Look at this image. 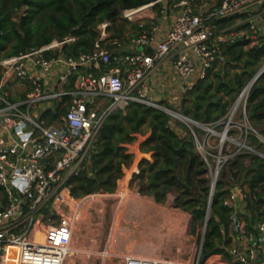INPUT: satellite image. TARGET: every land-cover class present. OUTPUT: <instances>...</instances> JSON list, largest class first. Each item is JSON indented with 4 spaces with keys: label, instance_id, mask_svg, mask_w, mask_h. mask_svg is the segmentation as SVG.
<instances>
[{
    "label": "built area",
    "instance_id": "1",
    "mask_svg": "<svg viewBox=\"0 0 264 264\" xmlns=\"http://www.w3.org/2000/svg\"><path fill=\"white\" fill-rule=\"evenodd\" d=\"M157 5L161 15H174L160 40L158 25L143 21L145 10ZM227 18L233 23L221 26ZM121 19L138 28L127 50L117 49L123 36L112 38L105 29L91 52L66 54L65 46L76 39L69 34L0 56V190L5 195L0 200V264H70L79 253L72 247L80 216L69 180L85 168L109 115L132 102L166 108L170 116L188 123L194 147L207 167L210 189L239 154L264 158L249 140L253 134L264 144L247 119L248 84L226 115L212 123L197 122L162 105L153 98L150 85L154 69L171 60L185 94L224 63L227 45L263 43L264 0H151L123 10ZM101 26L107 28L109 22ZM147 48H152L150 53ZM238 113L240 119H234ZM246 197L247 192L229 187L223 199L231 210L230 226L237 240L227 247L229 264H251L264 253L260 250L264 219L256 223L254 233L240 213V199ZM99 256L103 261L115 258V264H193L134 251L116 254L107 248Z\"/></svg>",
    "mask_w": 264,
    "mask_h": 264
},
{
    "label": "trees",
    "instance_id": "2",
    "mask_svg": "<svg viewBox=\"0 0 264 264\" xmlns=\"http://www.w3.org/2000/svg\"><path fill=\"white\" fill-rule=\"evenodd\" d=\"M150 1L0 0V56L16 55L54 39L61 40L69 34L76 39L65 46L66 54L91 52L100 37L97 26L104 22H109L108 31L113 32L111 37L123 36L124 42L127 26L121 22L122 11ZM24 7L26 15L19 22L13 21L11 16ZM32 19H36L35 24H32ZM232 23L233 18L220 21L221 26ZM146 51L151 52L150 48ZM224 53V63L208 71L203 79L195 82L191 91L182 94L176 101L177 108L185 116L200 123L222 119L236 96L257 74L258 66L264 59V42L255 46H248L243 41L235 42L227 45ZM247 119L264 139V71L249 90ZM140 138L139 149L150 154V158L140 159L132 180H140V192L153 194L157 201H161L166 192L177 191L175 207L191 213V227L194 232L198 231L205 222L209 203L207 167L196 151L187 128H179L165 111L141 103L132 102L125 109L109 115L99 131L85 168L69 180L71 196L78 198L97 191L113 192L123 169L133 163L134 153L129 147ZM249 140L258 148L263 146L253 134ZM247 158L249 163L246 165L244 160ZM232 164L236 174H229L227 180L248 183V198H244L248 210L245 223L255 233L256 223L264 219V158L254 153H241ZM225 179L224 172L214 188L200 263L214 254L230 257L232 262L226 250L231 241V210L223 205V199L233 185L232 181ZM241 192L245 193L244 190ZM4 198L0 190V200Z\"/></svg>",
    "mask_w": 264,
    "mask_h": 264
},
{
    "label": "rangeland",
    "instance_id": "3",
    "mask_svg": "<svg viewBox=\"0 0 264 264\" xmlns=\"http://www.w3.org/2000/svg\"><path fill=\"white\" fill-rule=\"evenodd\" d=\"M24 15H26V7L15 12L11 18L13 21L19 22V19ZM42 20L43 23H46L45 19ZM121 22H124L126 26L130 24L125 20ZM35 23L36 19H32V24ZM102 24L97 26L100 33L105 29H107V33H113L112 30L108 31V27L103 28ZM126 42H128L127 39L121 43L119 49L124 48ZM263 65L264 59L260 62L258 71ZM238 97L239 94L232 104L236 102ZM157 101L161 103V100ZM163 104L174 111H180L176 106V102L167 101ZM238 116L239 113L235 115L234 119H240ZM171 117L179 128L188 129L187 122L177 117ZM216 130L222 131L223 126H217ZM132 149H135V147L131 146ZM258 149L264 153V144ZM140 154H137V160L141 157ZM134 159L135 156H133V163ZM133 163L123 169V174L113 192L97 191L78 198L73 197L80 216L72 240V247L79 250V253L73 257L76 258L75 263L115 264V258H108L103 261L99 256V252L103 248H107L110 252L115 251L114 253L119 254L115 249L117 246L122 247L123 244H126L131 246L128 247V251H133L129 248L144 243L151 250L147 252H152V254L147 253L148 256L193 262V264H226L222 255H211L200 263L201 254L199 255V249L204 224L199 227L198 231H193L191 213L174 205V201L179 194L177 191L174 192V189L166 192L161 201L154 199L152 194L138 192L137 187L141 184L140 180L133 179L132 182L129 181L132 170L134 168L136 170L135 166L132 168ZM222 173H224V170L221 171L220 176H222ZM143 180L145 181V179ZM136 217H141L143 222L141 224L136 223ZM113 229V235L116 238L110 239V242H108ZM118 232L121 233V237H118ZM101 239L102 242L100 243Z\"/></svg>",
    "mask_w": 264,
    "mask_h": 264
},
{
    "label": "crops",
    "instance_id": "4",
    "mask_svg": "<svg viewBox=\"0 0 264 264\" xmlns=\"http://www.w3.org/2000/svg\"><path fill=\"white\" fill-rule=\"evenodd\" d=\"M159 6L160 5H157V7L148 8L143 13V16H144V20L143 21L145 22V24L147 26H149L151 24H157L158 25L159 31L156 34V40H160L161 38L164 37L165 32H166V30H167V28H168L173 16H174L173 14L172 15H161L158 12L159 11L158 10ZM137 34H138V28H137L136 23H130L129 26H127L126 30L124 31V35H125L124 38L127 37L128 38V42H126V44H124V48L123 49H125V50L130 49L131 46L129 44V42H130L129 40H130V38L132 36H136ZM150 50H152V48H150ZM150 85H151V89H152L153 98L157 99V100H161V104L162 105H164L163 103H165L167 101H170V102L174 103L182 96V94H184V92H183V82L173 72V69H172V66H171V60H165L164 62H162L160 65H158L154 69V71L151 74ZM141 141H142V138H140L139 140L134 141L130 145V146H133V148L135 147V149H132L133 153H134V156H135L132 168L134 166L136 167V170L134 168L132 170L131 176L129 177V181H131V182H132V178H133L134 173H136L138 171L137 164L139 163L140 158H143V157H145L147 159L150 158V154H146V153H143V152H141L142 155L140 154L139 145H140ZM129 148L131 149V147H129ZM138 153L141 156L139 158V160H137V157H138L137 154ZM244 162H245V164L246 163L248 164L249 163V159L248 158L245 159ZM232 165L233 164H231V166L229 167L228 170L224 171L225 172V178H226L225 180L228 181V182L232 181V180H227L229 174L231 176L236 174ZM235 181L233 180L231 182V184L233 185V187H232L233 191H236L238 193L241 192L242 190H244L245 192L249 191V185H248L247 182H243L242 180L237 181V179ZM138 187H137V191L140 192V187L139 188ZM152 196H153L154 199H156L153 194H152ZM246 205H247L246 202L243 201L242 199H240V213L242 214V217H243L244 220H245V218L248 215V213H247L248 210L246 209ZM191 217H192V215H191ZM115 218H116V216H115ZM135 222L141 224V222H143V220L141 219V217H136V221ZM113 231H114V229L111 230L112 234L109 235L108 242H110V239H115L116 238L113 235ZM120 235H121V233L118 232V237H121ZM229 236L231 237V241H230L228 247L231 246V245L236 244V241H237L236 237H235V234H233V232L231 230L230 224H229ZM101 242H102V239L100 240V243ZM146 246H147V249H149V250L146 249ZM128 247H131V246L123 244L122 247H120V246L118 247L117 246L115 249L120 254L122 252L128 251ZM142 247H145V248H142ZM148 247H149L148 245H146L144 243L143 244L140 243L139 245L133 246V248H129V249H132L134 252H137V253L143 254V255L152 254V252H147V251H151L150 248H148ZM226 250H227V248H226ZM260 250L264 251V243L263 242L260 243ZM214 255H222V254H214ZM229 258H227V257L224 258L226 264L230 263ZM75 259L76 258H71L69 260V263L70 264H76L75 263Z\"/></svg>",
    "mask_w": 264,
    "mask_h": 264
},
{
    "label": "water",
    "instance_id": "5",
    "mask_svg": "<svg viewBox=\"0 0 264 264\" xmlns=\"http://www.w3.org/2000/svg\"><path fill=\"white\" fill-rule=\"evenodd\" d=\"M263 71H264V65L257 72V74L252 78V80L248 83V85L249 86H252L254 84V82L258 79V77L262 74ZM162 110H164L168 114L172 115V113L168 109L162 108ZM90 155H89V157H90ZM213 189H214V187H211L210 193H209V203H208V206H207V214H206L205 222H204V230H203L202 237H201L199 255L201 254V248H202V244H203V241H204V236H205V232H206V228H207L208 216H209V212H210L211 200H212V195H213ZM263 260H264V253L261 254L260 256H258V258L253 263H251V264H259Z\"/></svg>",
    "mask_w": 264,
    "mask_h": 264
}]
</instances>
